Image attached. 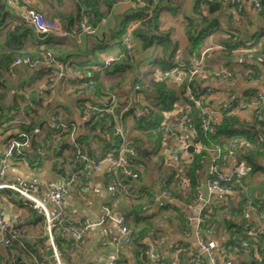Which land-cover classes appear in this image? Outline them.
I'll use <instances>...</instances> for the list:
<instances>
[{"label": "crops", "instance_id": "1", "mask_svg": "<svg viewBox=\"0 0 264 264\" xmlns=\"http://www.w3.org/2000/svg\"><path fill=\"white\" fill-rule=\"evenodd\" d=\"M25 1L0 0V112L4 111L12 117L9 122L0 124V155L7 140L20 131L28 132L30 140L24 155L26 164L14 159L7 170L6 180L23 179L38 184L37 196L51 213L59 208L49 198L48 183L52 179L64 180L68 185V194L60 209L66 223L78 224L83 219L96 223L103 215V206L109 205L115 216H121L133 229L134 235L130 243H123L113 221L96 223L84 234L56 228L54 242L64 251H70L61 258L60 264H155L157 256H163L165 263H169L175 255L181 264H194L192 259L196 255L200 257L201 264H264L262 260H255L251 250L234 246L231 251L225 252L223 245L234 235H231L226 225L231 219L241 222L245 218L247 223L264 225V216H260L257 209H242L247 198L254 206L264 199L263 151L259 150L257 155L251 156L254 164L250 163L246 158L247 148L257 151V147L247 144L248 140L244 136H236L244 143L241 146L237 144V149L229 155L221 171L228 173L235 168L240 169L243 174L242 186L227 193L208 189V211L213 208L214 212L209 219L211 232L204 237L213 239L219 245L215 260L212 261L201 250L195 234L201 205L195 199L198 191L196 187L202 195V187L207 182L209 155L205 153L201 156L196 168L199 182L195 186L190 184L185 196L175 193V197L170 199L162 194L163 185L174 179L178 169L187 172L197 152L181 149L182 140L192 141L193 138L192 130L186 128L180 119L185 106L182 87L172 79L164 83L175 91L174 105L178 106L164 113L171 132L161 135L158 127L163 142H154L153 132L149 133L146 126L140 125L141 120L135 117L138 107L131 98L132 92L137 90L148 95L151 100L152 95L157 96L154 91L150 92L153 87L148 83L151 82L148 80L149 71L143 70L144 65L159 66L161 70H166L205 47L228 46L231 43L237 45L256 42L257 39L264 43V12L253 11L248 4H244L242 15L238 17L229 8L228 0H160L157 10L159 33L151 39L152 27L147 25L143 32L133 31L132 58L128 64L120 62L117 65L124 58L122 33L142 10L134 0H118L110 8H106L103 2L100 7L103 14L92 19L90 32H74L73 29L72 32L67 29L75 17L84 15L78 11L75 0H69L71 3L66 0ZM24 5L49 18L58 19L67 35L54 33L51 37L39 36L23 14ZM162 11L178 16L177 24L162 22ZM101 18H106V21L102 23ZM192 23H195L196 28L193 39L198 37L196 45L191 42L188 33ZM201 31L203 34H200ZM149 41L151 43L148 44ZM44 49L85 73L79 76L69 72L65 81L43 89L50 74L46 65H20L11 72V63L16 55H36ZM239 55L229 48L224 51L214 49L207 62L210 67L224 66L230 69L235 77L230 84L215 79L202 84V87L211 86L217 91L209 103L210 116L216 122L222 118L216 112L222 101L240 102L246 95H264V63L246 60ZM106 58L114 61L108 67L104 64ZM87 73L94 79V91L83 86ZM109 91L119 96L117 111L121 113L127 140L137 150L139 176L123 177L117 173L119 180L131 184L128 193L111 184L105 161L101 162L98 169H91V176L85 178L83 166H78L79 159L75 155V146L81 135H85L84 144L90 143L88 154L95 161L102 159L105 152L116 143L117 139L105 126L101 125L93 131L89 129L87 117L79 110L82 100L99 103L101 96ZM129 100L132 106L126 107ZM151 100L148 99L150 104L153 103ZM59 109L62 111L59 112ZM61 112L64 117L74 121L77 130L73 136L53 133L57 113ZM249 115L250 110L247 109V112L236 116L241 118L240 121L250 122ZM27 127L29 131L23 129ZM254 130L255 135L259 136L257 134L264 133V126ZM85 182L90 184V189L83 194L79 187ZM0 214L16 233L11 244L0 245V264H32L34 256L40 251L47 255L48 264L58 263L54 255L47 254L51 243L44 218L20 203L16 193L8 188H0ZM111 239L122 243L104 244Z\"/></svg>", "mask_w": 264, "mask_h": 264}, {"label": "built area", "instance_id": "2", "mask_svg": "<svg viewBox=\"0 0 264 264\" xmlns=\"http://www.w3.org/2000/svg\"><path fill=\"white\" fill-rule=\"evenodd\" d=\"M136 5L144 9L141 20L150 18L154 13V4L156 0H134ZM231 11L234 15H240L243 11L244 4H248L253 11H259L262 8L264 0H228ZM27 2V0L25 1ZM23 14L33 25L38 33H57L62 36H66L67 32L61 27L58 19L49 18L40 11L33 9L32 7L23 6ZM102 23L106 21V18H101ZM133 22L125 31L122 36L121 42L124 48V54L131 56L133 53V42L131 36V29L139 23ZM77 26L80 32H89L91 26L87 21L86 17L79 19ZM242 55L246 60H253L254 62L264 63V51L260 50L259 46L253 41H248L243 44H229L215 45L205 47L197 52L191 53L188 57L179 60L174 66L166 70H155L151 75V79L157 82H166L169 79L174 80L177 84L182 87V95L186 99V103L183 111L180 114L186 128L192 130L193 138L192 141L182 140L181 149L187 151V148L193 144L195 151H205L208 155V169H207V182L206 185L210 191H219L221 193H227L234 191L237 187L242 186V172L240 169H233L228 173L221 171V166L224 165L229 155L237 149V144L240 146L244 141H239L238 137H234L228 140L226 143H211L206 145L200 138L199 131L204 135L216 136L218 132V123L214 121L210 116L209 103L215 97L217 91L211 86L202 87L204 81L209 79H215L220 82L232 83L233 74L226 67H210L207 62L211 56V52L214 49L227 50ZM239 55V56H240ZM112 58H106L104 64L109 65ZM46 65L50 69L49 78L43 85V89L54 87L57 83L66 80L67 73L82 76L85 73L84 70L74 69L67 62H64L54 54L44 49L39 51L36 55L30 53L18 54L14 57L11 63L10 70L13 73V68L20 65L36 66ZM84 88L88 90H95V82L91 75L86 74V79L83 82ZM95 93V92H93ZM132 101L137 104L135 111V117L138 120L148 116L151 112V107L148 101L145 99V94L140 90L132 92ZM264 95L258 94L256 97L244 96L242 101H222L219 106L220 118L224 115H238L241 112H247L250 110V117L260 120L262 117L261 104ZM129 103L126 107L132 106ZM119 107V96L115 92H106L101 96V101L82 100L79 104L80 112L87 118L94 117V119L101 118V121L105 123L107 130L113 137L119 139L116 146L106 152L102 159L95 161L89 158L86 153L80 148L79 143L76 144V157L83 162V174L85 178L91 176V169H98L101 162L105 161L108 164L107 170L109 173L118 171L123 177L129 176L137 178L139 173L137 171V150L135 146L129 144L127 141L126 129L123 125L121 113L117 111ZM175 108V107H174ZM180 108V107H178ZM131 108H123L128 110ZM193 111L196 114L197 122L196 127L193 122ZM2 125L5 124V120L1 119ZM199 127V131H197ZM56 134L61 136L65 131L70 136H73L77 130L75 123L72 121H57L54 125ZM255 128L259 130V124L255 125ZM159 131L161 135H167L171 132L170 123L165 118L159 125ZM260 135V134H257ZM29 135L26 131H20L17 134L11 136L3 148L2 154L0 155V188H8L15 192L17 199L20 203L30 207L36 214L42 216L47 225V231L50 237L51 248L53 255L60 264L61 258L66 257L70 251L62 250L53 241V228L60 223H63V213L60 209L68 194V185L64 180L52 179L48 183L49 198L59 208L56 212L51 213L45 203L37 196L39 192V185L23 179L18 180H6L7 170L14 159H20L21 162L26 164V149L29 146ZM178 158V156H177ZM114 175L110 176L111 184L119 187L124 193H128L131 184L129 182H122ZM189 186V178L186 172L182 169H178L174 179L169 183L163 185L162 194L167 198H174V194L179 192L180 196H185L186 188ZM90 189V184L85 182L79 187L81 193H86ZM196 201L201 202L199 207L198 215L196 218L197 229L195 234L198 237V241L201 250L210 256L212 261L215 260L219 245L211 238L204 237L205 234L211 232V226L206 222V214H204L205 208L208 206V200H203L199 188L196 187ZM247 207V211L250 209H257L260 216H264V199L259 200L255 206L250 199H245L242 204V209ZM211 212V211H209ZM190 219V218H189ZM113 221L116 224L117 229L121 235V241L128 244L133 239V229L128 226L126 221L122 217H116L113 213L112 208L109 205L103 206V215L96 223H105ZM96 223L83 219L80 223H66L62 224L63 230H71L76 234H84ZM241 233L244 239L240 242L239 248L251 249L256 261H261L263 258L258 249V241L262 240L264 245V225L261 224H240ZM15 230L12 228L9 222H7L2 214H0V245L11 244L12 239L15 236ZM237 233H234L232 238L237 237ZM119 240L111 239L105 241L104 244L118 245L122 243ZM162 242V240H161ZM175 249H178L177 247ZM216 250V252H215ZM194 264H201L200 257L196 255L192 259ZM32 264H48V257L45 252H38L34 258ZM111 264H118L112 262ZM155 264H181L177 255L169 263H165L163 256H157ZM231 264H244L242 262L231 263ZM256 264V263H255Z\"/></svg>", "mask_w": 264, "mask_h": 264}, {"label": "trees", "instance_id": "3", "mask_svg": "<svg viewBox=\"0 0 264 264\" xmlns=\"http://www.w3.org/2000/svg\"><path fill=\"white\" fill-rule=\"evenodd\" d=\"M75 1L77 3L78 11H82L84 15H82V16L79 15V16L75 17L74 22L71 24V27H69L67 29L69 31H72V29H73L74 32H80V30L77 26V23H78L80 18L86 17L88 23L90 24L92 19H95V18H97L103 14L100 12V10H101L100 7L103 4V2H105L106 8H110L118 0H75ZM147 1L151 2V0H147ZM159 3H160V0H156V2L154 4L153 15L150 18H147L144 20H141L143 13H144V9H142L139 12L138 17L129 22V24L125 28L124 32L122 33V36L125 33V31L127 30V28L133 22H137L138 20H140V22L137 23L131 29L132 42H133V31L143 32V28L146 25L152 27L151 31H150L151 39L156 37L157 34L159 33L158 32V25H157V17H158L157 16V10H158ZM205 3L207 4V2H205ZM257 12H262V13L264 12V2L262 4L261 10H259ZM241 15H242V13L240 15H237V16L240 17ZM194 25H195V23H192L191 26H189L192 28H188V33L190 34L191 42L196 45L198 37H196V39H193V37L195 36L194 35L195 33L193 31H196V28ZM90 26H91V24H90ZM200 34H203V32L201 31ZM122 36H121V39H122ZM149 43H151V42L149 41L148 44ZM262 43H263V41L261 39H257V41L255 42V44L258 45L259 48L261 47L260 50L264 51V43L263 44ZM121 44H122V42H121ZM122 48H123V46H122ZM133 51H134V47H133ZM131 58H132V55L131 56H125L124 55V58L119 60V62H117V65L120 62H122L124 64H128L129 60H131ZM113 62L114 61H112L111 63H113ZM110 65L111 64L106 65V67H108ZM115 66H116V64H115ZM149 80L151 81L150 87H153L152 90H150V92L154 91L155 93H157V96H154V95L151 96L154 100L152 104H150L148 102L150 107H151V112L148 116L141 119L140 125H142L143 127L146 126L149 129V131H148L149 133H151V132H153V133L157 132L158 133V127H159L160 123L163 121V119L165 118L164 113L167 111H171L175 107L174 103H175V99H176V97H175L176 94H175L174 90L165 86L166 85V84H164L165 82H157V81H154L152 79H149ZM148 98H150V97H148ZM145 99L148 101L146 94H145ZM183 101H184V103H186V99H184ZM263 101H264V98H263ZM260 108H261V112H262L261 119L257 120L256 118L250 117V115H249V119H251L250 122L240 121L241 118L236 116V115H228V116L224 115L221 118L220 122L217 124L218 125V132H217L216 136L204 135L201 131H199V127H197L196 129H197V131H199L200 138H201L202 142L206 145H209L211 143H226L228 140H230L236 136H242V137L244 136V138L248 140L247 144H250L251 146H253V144H255V146H253V147H257V151L251 150L250 148H247V153H246L247 160L250 163L254 164L251 156L257 155L259 150L263 151V153H264V133L260 134L259 136H256L255 130H254L256 124H259V126H261V125L264 126V102L261 104ZM57 114L58 115L55 119V122H57L59 120L71 121V122L73 121L72 119L64 117L62 112L57 113ZM193 116H194L193 122H194V125L196 127V122L198 120L196 118V114L194 113V111H193ZM11 118L12 117L5 114L4 111L0 112V119H4L5 121L9 122V120ZM99 122H101V118L94 119L93 117H91V118H89L87 125H88L89 129L92 128L91 130L93 131V129L98 128L100 126ZM0 124L2 125V122H0ZM244 127H246V128L244 129ZM23 129H26L27 131H29L28 127L23 128ZM54 132H56V131L53 127V133ZM65 134H68V132L65 131L64 133H62L61 136L65 135ZM79 138H80V141H79L80 148L86 153V155L89 158H91V156L88 154V152H89L88 146H90L89 145L90 143L87 142L86 144H84L85 135H81ZM116 139H117V141H116V143H117L119 141V139L118 138H116ZM116 143L114 145H112V148L115 147ZM242 149H245V148H243V146H242ZM205 153H206L205 151L196 152L193 155L192 160L189 164V167L187 170L188 173L186 172V174L189 178V185L191 184V186H195L199 182V177H198V174L196 173V168H197V164H200V161L202 158L201 156ZM78 163H79L78 166L80 168H82L83 162L81 160H78ZM117 173H118V171H115L113 173H109V175L110 176L114 175L117 178H119ZM125 182H127V181H125ZM170 182H168L167 184H169ZM177 196H180L179 192H177ZM238 209L240 210V207H238ZM213 212H214L213 208H212L211 212L208 211V206L204 210V214H206V222L209 225H211V223H210L211 220H209V219L211 218ZM138 215H141V212H138ZM62 224H66L64 219H63V223H60L53 228V231H52L53 235H54V231L56 230V228L61 229ZM226 225H227V228L228 227L230 228L231 235L234 233H237V235H238L234 239L230 238L229 240H227V242L225 244H223L225 246L224 247L225 252H229L233 249L234 246L239 248L240 247L239 244L244 239L245 236H243L241 233L240 223L235 221L234 219H231L229 222H226ZM258 249L260 251V254L263 256L262 261L264 262V245L262 243V240L258 241ZM249 250H251V249H249Z\"/></svg>", "mask_w": 264, "mask_h": 264}, {"label": "rangeland", "instance_id": "4", "mask_svg": "<svg viewBox=\"0 0 264 264\" xmlns=\"http://www.w3.org/2000/svg\"><path fill=\"white\" fill-rule=\"evenodd\" d=\"M66 2L67 3H71V1H69V0H66ZM183 4H185V2L183 3ZM230 8V7H229ZM161 19H162V22H165L167 25H169V24H177V22H178V16H176V15H171L168 11H162L161 12ZM73 32V31H72ZM49 37H51V36H53L54 34L53 33H51V34H47ZM178 36H179V34H178ZM182 36V35H181ZM183 37V36H182ZM179 44V43H178ZM182 47V46H181ZM126 56V55H125ZM144 67V69L143 70H145V71H149V79H151L152 77H151V75L154 73V71L155 70H159L160 69V67L159 66H152V67H149L148 65L147 66H143ZM149 67V68H148ZM230 70V69H229ZM231 71V70H230ZM233 78H234V80H235V77L233 76ZM148 79V80H149ZM148 83H150V82H148ZM146 97L148 98V96L146 95ZM149 100H151L150 98H148ZM152 102H153V100H151ZM178 103V102H177ZM174 106H178L177 104H175ZM59 112L60 111H62V109H59L58 110ZM153 138H154V142H163V138L159 135V133H157V132H154L153 133Z\"/></svg>", "mask_w": 264, "mask_h": 264}, {"label": "water", "instance_id": "5", "mask_svg": "<svg viewBox=\"0 0 264 264\" xmlns=\"http://www.w3.org/2000/svg\"><path fill=\"white\" fill-rule=\"evenodd\" d=\"M39 36L44 37V36H46V34H45V33H39ZM187 150L190 151V152H194V151H195V148H194V146L191 144V145L187 148ZM208 193H209V192H208V187H207L206 184H204L203 187H202V195H201V197H202L203 200H206V199H207V197H208ZM120 217H121V216H120ZM241 222H242V224L247 223L245 218H242ZM47 254H48V255H53L52 248H48V249H47Z\"/></svg>", "mask_w": 264, "mask_h": 264}, {"label": "flooded vegetation", "instance_id": "6", "mask_svg": "<svg viewBox=\"0 0 264 264\" xmlns=\"http://www.w3.org/2000/svg\"><path fill=\"white\" fill-rule=\"evenodd\" d=\"M91 31V30H90ZM89 31V32H90ZM123 50H124V48H123ZM125 55V54H124ZM91 118V117H90ZM94 118V117H93ZM145 118V117H144ZM88 120H89V118H87ZM100 123V126L102 125V126H105V123L104 122H99ZM106 127V126H105ZM128 141V140H127ZM129 142V141H128ZM117 144V143H116ZM129 144H131V143H129ZM132 145V144H131ZM193 145V144H192ZM116 146V145H115ZM134 146V145H133ZM194 146V145H193ZM75 148H76V146H75ZM110 150V149H109ZM128 177V176H127ZM240 224H242L241 222H239ZM244 224H247V223H244ZM233 236V235H232ZM232 236H231V238H232Z\"/></svg>", "mask_w": 264, "mask_h": 264}, {"label": "clouds", "instance_id": "7", "mask_svg": "<svg viewBox=\"0 0 264 264\" xmlns=\"http://www.w3.org/2000/svg\"><path fill=\"white\" fill-rule=\"evenodd\" d=\"M69 64V63H68ZM70 65V64H69ZM74 122V121H73ZM102 122V121H101Z\"/></svg>", "mask_w": 264, "mask_h": 264}]
</instances>
